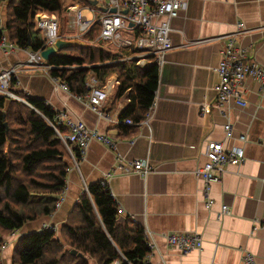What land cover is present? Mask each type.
Segmentation results:
<instances>
[{
    "label": "crops",
    "instance_id": "1",
    "mask_svg": "<svg viewBox=\"0 0 264 264\" xmlns=\"http://www.w3.org/2000/svg\"><path fill=\"white\" fill-rule=\"evenodd\" d=\"M186 8L171 20L174 46L159 67L154 113L148 124L140 123L130 131L118 126L119 113L127 93L114 102L115 73L109 76L106 116H99L77 97L56 88L47 74L27 67L23 49H0V69L16 66L19 84L31 97L40 98L55 109H66L93 129L109 135L114 146L92 139L79 168L66 175V191L60 207L21 228L37 230L45 219L59 225L68 219L80 195L105 172L110 191L122 216H131L149 232L154 247L148 264H244L245 251L264 264V88L252 77L244 81L245 105L229 101L217 107L215 86L226 36L243 21L246 30L237 35L254 58L264 65V0H186ZM75 2V1H74ZM68 34V32H66ZM206 104L209 109L203 110ZM230 122L235 137L227 145L239 143L237 135L247 134L242 143L245 158L239 165H229L222 181L211 182L204 190L194 171L207 160L208 139L224 138L223 125ZM124 157L128 171H117L116 157ZM146 158L154 170L145 177L130 173L129 160ZM210 196L214 203L206 208ZM226 203L230 211L218 215ZM198 230L200 249L186 252L168 244L165 233ZM17 240V239H16ZM16 240L10 239L2 250L4 261L11 258ZM2 258V257H1ZM10 264V262H8Z\"/></svg>",
    "mask_w": 264,
    "mask_h": 264
},
{
    "label": "trees",
    "instance_id": "2",
    "mask_svg": "<svg viewBox=\"0 0 264 264\" xmlns=\"http://www.w3.org/2000/svg\"><path fill=\"white\" fill-rule=\"evenodd\" d=\"M82 5L87 0H78ZM4 11V13H3ZM56 13L61 34L67 31V13L62 0H0V41L4 35L19 47L33 50L45 46L36 27L35 14ZM96 22L83 38L87 45L57 49L47 63L50 73L65 81L73 93L85 94L87 80L94 75L100 85L115 73L118 83L114 102L127 93L128 100L117 124L124 133L140 121L155 98L159 81L157 62L138 65L126 54L134 51L110 49L96 40ZM29 104L0 97V247L5 235L51 214L58 193L66 186L68 151L49 120L55 111L40 98L15 89ZM65 130V126H57ZM62 237L54 231L33 230L19 236L12 251V264H148L150 251L144 226L131 216H122L108 185H88L61 224ZM75 249V252H72ZM0 264L2 261L0 259Z\"/></svg>",
    "mask_w": 264,
    "mask_h": 264
},
{
    "label": "built area",
    "instance_id": "3",
    "mask_svg": "<svg viewBox=\"0 0 264 264\" xmlns=\"http://www.w3.org/2000/svg\"><path fill=\"white\" fill-rule=\"evenodd\" d=\"M186 0H97L95 5L88 4L86 7L92 13L87 16L82 13V5L79 1L71 2L65 6L67 13V32L64 38L78 37L85 41L83 35L89 31L92 26L99 22L100 33L96 40L102 41L110 49H124L126 51H134L126 54L124 58L127 60L135 59L136 64L145 65L151 62H157L158 67L164 62L166 53L174 46L172 40L171 20L179 15L180 11L185 9ZM115 8V10H111ZM36 27L41 30L45 39V46L41 49L33 50L17 46L9 41L4 35L0 41V49L8 50L20 48L27 54V67L40 70L47 74L56 88H62L77 97L91 110L95 111L99 116H106L105 103L108 99L109 88L108 80L104 85H100L94 75L87 80L89 90L85 94L73 93L65 81H61L57 76L50 73L53 67L47 63V59L42 55V50L49 46H53L57 37L58 30L61 26L60 20L56 13L40 11L35 14ZM246 30L243 21L237 22V29L230 35L226 36L224 47L221 50V56L215 70L219 76V82L215 86L217 107H222L223 104L229 101H235L245 105L246 101L242 95L244 81L247 77H252L259 82L264 88V65L258 62L250 49L247 46L238 42L237 35ZM20 69L16 66L5 67L0 69V97L15 98L21 100L33 107L26 98L18 95L11 89V83L15 80V89L19 84L17 72ZM118 83V79L116 80ZM17 84V85H16ZM27 94V92H25ZM28 95V94H27ZM155 100V98H154ZM149 106L145 116L138 122H134L131 118H126L123 121L128 124H148L153 116L155 101ZM46 104H48L46 102ZM55 114L52 120H49L51 125L56 130L58 136L64 143L69 154V165L67 170L79 168L80 161L85 157L86 149L92 139L103 142L104 144L113 147L114 141L104 133L90 128L84 120L68 113L66 109H55L48 104ZM205 111L209 107L202 106ZM120 122V119L117 121ZM64 125L65 130H59L58 125ZM224 138L219 140L208 139L205 146V155L207 160L203 165L198 166L194 173L198 178H201L204 184V190H209L211 182H220L228 169L229 165H239L245 158L244 147L242 143L248 140L245 132H240L237 135L239 143H231L227 145L225 142L235 137L233 128L230 122L223 125ZM124 157L120 154L116 157L117 171H128L124 165ZM131 166L130 173H137L145 177L149 172L154 170L152 163L146 158H135L129 160ZM113 172H105L101 179L103 185H108V178ZM85 190L88 186L85 184ZM66 186L58 193V199L55 203L54 213L61 205L64 199ZM214 200L207 196L205 200L206 208L210 209ZM119 214L124 213L123 208L117 205ZM230 211L228 204L222 203L218 215ZM51 214L47 215L49 218ZM38 231L49 230L54 231L57 235L59 225L50 219H45L41 222L37 229ZM149 253L154 247V243L149 238V232L145 230ZM25 234L21 228L11 231L8 236H16L17 238ZM165 238L168 244L172 247H177L179 250L186 252L192 249H200L202 246V236L198 230L189 231H170L165 233ZM8 243L4 239L2 246ZM148 253V254H149ZM148 256V255H147ZM244 264H258L255 256L250 251H245L243 257Z\"/></svg>",
    "mask_w": 264,
    "mask_h": 264
},
{
    "label": "water",
    "instance_id": "4",
    "mask_svg": "<svg viewBox=\"0 0 264 264\" xmlns=\"http://www.w3.org/2000/svg\"><path fill=\"white\" fill-rule=\"evenodd\" d=\"M89 4L95 5L97 3V0H87ZM111 10H115V8H111ZM59 37L56 38L54 45L49 46L47 48H44L42 50V55L48 59L52 54L56 53L57 49H62L66 48L75 44H80V45H87L88 41H85L81 38L78 37H72V38H64L61 36V26L58 30ZM102 42V41H100ZM75 249H72V252H75Z\"/></svg>",
    "mask_w": 264,
    "mask_h": 264
},
{
    "label": "rangeland",
    "instance_id": "5",
    "mask_svg": "<svg viewBox=\"0 0 264 264\" xmlns=\"http://www.w3.org/2000/svg\"><path fill=\"white\" fill-rule=\"evenodd\" d=\"M63 1V5L64 6H68L71 2H74V1H78V0H62ZM82 5V4H81ZM86 5L87 4H83L82 5V13L83 14H85V15H87V16H91L92 15V13L90 12V10L86 7ZM3 13H4V11H3ZM65 31H67L66 30V28H65ZM107 43V41L106 42H104L103 44H106ZM65 50L66 51H70V49L69 48H65ZM108 80V79H107ZM56 237H60V234H59V231H58V233H57V235H55ZM4 239L6 240L7 239V241H8V243L7 244H11L10 242H9V240L10 239H17V237L16 236H8V235H5V237H4ZM6 244V245H7ZM3 245V244H2ZM6 245H4V246H1L0 247V259H1V261H2V264H9L8 262H10V264H12V259L11 258H8L7 260H5L4 261V257L3 256H1V252H2V250L6 247ZM2 257V258H1ZM95 264V263H94Z\"/></svg>",
    "mask_w": 264,
    "mask_h": 264
}]
</instances>
